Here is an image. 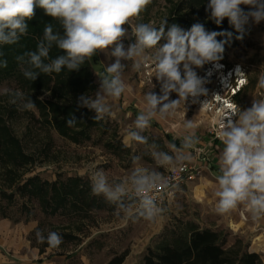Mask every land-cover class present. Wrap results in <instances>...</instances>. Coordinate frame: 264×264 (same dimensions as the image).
Listing matches in <instances>:
<instances>
[{
	"label": "rangeland",
	"instance_id": "1",
	"mask_svg": "<svg viewBox=\"0 0 264 264\" xmlns=\"http://www.w3.org/2000/svg\"><path fill=\"white\" fill-rule=\"evenodd\" d=\"M178 1L151 0L141 13L142 21L159 25L173 13ZM241 7L248 10V6ZM124 27L128 28V35L121 42L127 48L135 43V36L129 25ZM169 28L165 26V33ZM239 36L241 33H237L232 41L225 44L220 59L222 69L210 76L208 69L212 62L202 68L194 67L198 76L206 80L203 86L207 89V95H200L195 103L189 98L172 115L158 116L143 133L148 137L149 144L155 142L160 150L169 151L167 145L171 140L168 135L172 138L182 136L183 122L191 119L200 137V143L192 152V156L201 162L200 173L194 179L177 185L174 198L163 205L166 208L163 220L158 222H149L143 218L127 219L123 214L117 216L116 206L108 203L103 196H96L106 201L103 209L86 208L77 211L68 205L56 213H47L36 197L29 198L18 190L26 179L33 176L50 182L67 181L70 177L79 176L84 184L86 182L90 185L88 165L96 161L100 162L110 177L130 174L134 167L133 156L140 157V164L155 168L148 145L125 143V133L134 127L138 112L146 107L145 93L152 90L160 94V83L152 76L150 65L136 72L132 69V61L122 60L125 64L122 76L128 90L120 99H110L114 115L105 117L101 126L93 127L91 138L81 143L61 136L53 127L48 126L42 120L38 107L32 111H21L16 105L9 104L6 96L0 95V126H6L17 137L21 150L28 156L26 161L20 162L9 158L0 134V264L22 263L18 259L20 254L25 257L24 264H103L124 251H127V255L123 264H143L149 249L157 250L177 232L186 231L190 220H197L198 226L205 229V222H210V213H205V208L210 212V202L205 201L204 197L199 200L197 196L188 200L186 193L191 192V186L202 176L210 175V164L218 165L223 145L216 138L217 100L214 96L216 93L221 94L222 99L236 103L241 111L250 108L254 99L264 98V85L260 83L261 78H264V20L256 23L250 19L244 25L242 38L238 39ZM165 42L166 35L158 42V46ZM111 51L112 46L106 51L98 50L92 57L97 88L88 96L95 97L97 92H101V77L97 73L115 61L116 58L110 55ZM237 64L242 66L244 76L232 75L228 83H223L219 77L220 72L229 75ZM64 87L63 84L57 85L56 93L61 95ZM4 88H19L27 95L41 100L57 98L46 87L29 90L24 82L16 78L2 80L0 90ZM79 96L72 94L68 99L76 101ZM170 99H178V95L173 92ZM204 99L209 102L202 107ZM91 112L96 115L94 110ZM235 120H238V116H235ZM177 141L180 142L179 139ZM158 170L165 173L168 169ZM38 230L45 236L49 231L60 233L62 243L53 248L46 241L39 242L36 236ZM216 230L226 239L224 248L234 249L233 255L239 256L243 251H249L250 239L239 238L238 234L225 227Z\"/></svg>",
	"mask_w": 264,
	"mask_h": 264
},
{
	"label": "clouds",
	"instance_id": "2",
	"mask_svg": "<svg viewBox=\"0 0 264 264\" xmlns=\"http://www.w3.org/2000/svg\"><path fill=\"white\" fill-rule=\"evenodd\" d=\"M150 3L151 0H0V45L18 44L28 34V21L35 17L39 7L57 21L59 27L45 24L35 50L15 57L25 79L35 81L41 73L59 74L64 68L79 70L98 50L106 51L112 46L110 55L115 61L97 73L101 77V92L95 97L80 95L77 99L78 107L95 111L93 119L96 121L112 117L110 99L118 100L128 90L122 76L125 68L122 60L132 61L136 72L149 65L152 67V76L160 83V94L152 90L145 93L146 107L138 112L134 127L125 133V143L148 145L156 167L144 166L139 163V156H133L134 167L123 177H110L99 161L90 163L88 168L92 194L114 204L117 216L123 214L127 219L158 222L166 213L158 193L176 187L172 179L158 169H171L190 161L200 137L191 119L183 122L182 136L173 137L169 142V151L160 150L155 142L149 144L143 133L158 116L172 115L189 98L195 103L200 95H207L203 86L206 80L198 76L194 67L202 68L209 62L219 61L226 41L216 38L232 34L206 31L199 22L187 31L173 24L165 33L166 19L159 25L142 21L141 13ZM242 5L248 6V10ZM206 11L216 25L227 18L241 33L239 39L250 19L256 23L264 20V0H209ZM126 24L135 36V43L127 48L121 42L128 35ZM165 35L167 42L158 46ZM53 48L62 50L63 54L53 57L50 54ZM3 56L0 52V57ZM7 65V59L0 58V67ZM260 83L264 85V78ZM173 92L178 99H170ZM0 95L6 96L8 103L21 111H32L36 107L31 96L19 88H4ZM208 102L204 101L202 107ZM222 107L216 132L223 147L215 175V211L224 215L244 205L253 220L264 218V98L254 99L251 107L243 111L234 102ZM233 116H238V120L234 121ZM76 122L73 115L66 123L71 127ZM177 139L179 146L175 143ZM36 236L39 242L46 241L53 248L62 243V236L56 231H49L45 236L38 230Z\"/></svg>",
	"mask_w": 264,
	"mask_h": 264
},
{
	"label": "trees",
	"instance_id": "3",
	"mask_svg": "<svg viewBox=\"0 0 264 264\" xmlns=\"http://www.w3.org/2000/svg\"><path fill=\"white\" fill-rule=\"evenodd\" d=\"M209 0H179L174 11L166 19V27L177 24L180 28L190 30L194 23H202L206 31L230 32L231 37L217 36L218 41H232L239 32L229 24L225 18L221 25H216L210 18L206 7ZM35 17L28 21V34L22 37L18 44L0 45V52L8 61L7 67H0V82L9 78H16L26 85L29 90L48 88L57 95V98L41 100L31 97L40 110L42 120L53 127L61 136L81 143L91 138L90 131L95 126H101L103 120L93 119L95 114L87 107H78L77 100L68 99L70 95H90L97 88L95 75L92 69V60L86 61L79 70L64 68L59 74L41 73L35 81L24 78L22 66L16 61L17 55L29 50H35L36 44L43 36L45 24L52 23L59 27L58 22L47 16L43 9L37 7ZM225 43V44H226ZM224 44V46H225ZM63 54L62 50L53 48L51 53ZM65 85L61 95L56 93L57 85ZM45 86V87H44ZM76 117L75 126L66 123L72 116ZM0 134L5 144V153L16 162L26 161L28 156L21 150L19 141L4 125L0 126ZM172 141V137L168 135ZM179 146L180 142L175 141ZM118 147L116 144H110ZM18 160V161H17ZM20 194L36 197L45 212L56 213L63 207L71 206L77 211L86 208L103 209L106 201L91 195V186L81 177H70L67 181L41 180L38 176L29 177L18 187ZM226 239L220 231L201 229L195 223L188 222L187 229L177 232L172 238L162 243L157 250L149 249L144 256L143 264H264L257 252L243 251L239 256L233 255V250L224 248ZM127 251L116 254L103 264H123Z\"/></svg>",
	"mask_w": 264,
	"mask_h": 264
},
{
	"label": "crops",
	"instance_id": "4",
	"mask_svg": "<svg viewBox=\"0 0 264 264\" xmlns=\"http://www.w3.org/2000/svg\"><path fill=\"white\" fill-rule=\"evenodd\" d=\"M191 161V163L197 164L199 167H201V162L198 161V159L194 155L192 156ZM210 165V175L205 174L204 176H202V178H200L198 182L194 183L191 186V192L186 193V195H188V200L192 197L195 198L196 196L199 200L203 199L204 197L205 201L210 202V212L205 208V213H210V222H205V228L210 227V229L216 230V228L225 227L230 229L234 234H238L239 238L246 237L250 239L251 244L249 251L259 253L264 262V218L253 220L247 207L244 205L239 206L237 209L228 214H217L215 211L217 203V197L215 196V190L217 188V184L215 181L217 167L215 166V164ZM214 170H216L215 173L213 172ZM194 221L190 220L189 222H193L198 226L197 220ZM199 228L203 229L202 227ZM37 254H39V252H37ZM18 259L20 260V262H22L19 264H24V255L20 254ZM25 264L32 263L30 262Z\"/></svg>",
	"mask_w": 264,
	"mask_h": 264
},
{
	"label": "built area",
	"instance_id": "5",
	"mask_svg": "<svg viewBox=\"0 0 264 264\" xmlns=\"http://www.w3.org/2000/svg\"><path fill=\"white\" fill-rule=\"evenodd\" d=\"M217 62H220V60ZM220 64H222V63H220ZM234 92H235V89H234ZM226 102H225V104H226ZM231 103H233V102L232 101L227 102V105L231 104ZM210 108L212 109V107H210ZM232 119L235 121V116H233ZM199 169H200V167L197 164L181 163V164L176 165L174 168L168 169L167 172L165 173V175L169 176L172 179L173 184L176 185V187H177V185L179 183H181L185 180L194 179L196 177V175H198L200 173ZM176 187H172L167 191H161L160 193H158L160 201L162 202L163 205L166 203H169L174 198Z\"/></svg>",
	"mask_w": 264,
	"mask_h": 264
},
{
	"label": "bare ground",
	"instance_id": "6",
	"mask_svg": "<svg viewBox=\"0 0 264 264\" xmlns=\"http://www.w3.org/2000/svg\"><path fill=\"white\" fill-rule=\"evenodd\" d=\"M213 64L211 65V67L208 69V71H209V74L208 75H211V74H214L217 70L219 71L220 69H222V65L220 64V62H212ZM237 68H239V70L241 71V72H243V68H242V66L240 65V64H237L234 68H233V70H232V72L229 74V75H227L226 73L225 74H223V72H220V78H221V80L223 81V83H225L226 84V82H228V80H229V78H230V76H232V75H235V76H244V73L241 75V72L240 71H237ZM200 77V76H199ZM216 95H218L217 97H216V100H217V103H216V112H217V118H216V123L217 124H219V116L221 115V113H222V111H223V107H222V105L223 106H227V104H225V99H222L221 98V94H219V93H216ZM204 101H208L207 99H204L202 102H201V105L203 104V102Z\"/></svg>",
	"mask_w": 264,
	"mask_h": 264
}]
</instances>
